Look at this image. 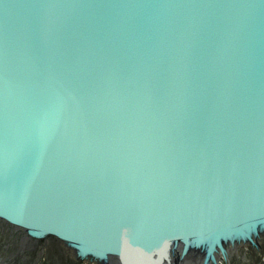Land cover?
<instances>
[{"label":"water","instance_id":"water-1","mask_svg":"<svg viewBox=\"0 0 264 264\" xmlns=\"http://www.w3.org/2000/svg\"><path fill=\"white\" fill-rule=\"evenodd\" d=\"M0 222L99 264L264 230V0H0Z\"/></svg>","mask_w":264,"mask_h":264},{"label":"rangeland","instance_id":"rangeland-1","mask_svg":"<svg viewBox=\"0 0 264 264\" xmlns=\"http://www.w3.org/2000/svg\"><path fill=\"white\" fill-rule=\"evenodd\" d=\"M25 233L0 222V264H99L79 259L74 250L55 237L23 242ZM223 264H264V235L258 246H242Z\"/></svg>","mask_w":264,"mask_h":264},{"label":"bare ground","instance_id":"bare-ground-1","mask_svg":"<svg viewBox=\"0 0 264 264\" xmlns=\"http://www.w3.org/2000/svg\"><path fill=\"white\" fill-rule=\"evenodd\" d=\"M264 234V230L259 228L257 231H252L250 233H248V235H252L251 238H247L245 239L244 241H246L248 244L249 242H253L254 245H256L258 243V239L261 238V235ZM39 238L38 237H32L30 236L29 234L25 235L24 237V240L23 242H27V241H33V240H38ZM241 239H234V238H231L229 241H228V244H227V247L228 248V253H231L233 251H235L236 249H238L239 247H242V246H248V245H245ZM251 244V243H250ZM202 250V249H200ZM200 250H198L199 252H201ZM211 252V249H209L208 251H204V253H206V255H209L210 257L209 258H212L210 259V263L211 264H223V259L222 257L224 256V254L222 253H210ZM93 262H96V261H93Z\"/></svg>","mask_w":264,"mask_h":264}]
</instances>
